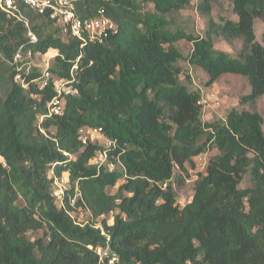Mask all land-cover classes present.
Here are the masks:
<instances>
[{"label":"trees","instance_id":"16d2710c","mask_svg":"<svg viewBox=\"0 0 264 264\" xmlns=\"http://www.w3.org/2000/svg\"><path fill=\"white\" fill-rule=\"evenodd\" d=\"M192 1L77 0L82 18L103 12L119 27L83 47L23 6L39 38L34 50L56 54L52 79L75 67L76 95L63 115L43 120V133L39 117L55 94L53 81L39 89L31 82L38 68L26 73L0 63V264L99 263L90 246H106V239L57 206L49 178L54 164L57 175L66 171L78 184L95 216L113 212V224L104 220V226L121 264H264V117L256 109L264 96V32L261 42L255 33V20L264 22V0H230L238 20L209 17L204 35L172 27L170 16ZM212 2L201 0L200 11L209 16ZM217 38L242 40V48L231 57L215 47ZM181 40L192 42L187 61L207 72V85L224 74L245 77L251 92L239 105L251 108L235 106L223 120L204 121L201 92L181 79ZM22 45L24 23L0 8V52L12 58ZM84 127L102 128L116 140L110 159L122 165L98 169L91 161L101 146L82 143ZM213 149L219 152L181 207L174 184L181 187L194 158ZM246 175L250 185L240 188ZM38 230L43 236L32 240L28 234Z\"/></svg>","mask_w":264,"mask_h":264},{"label":"built area","instance_id":"2783aa9c","mask_svg":"<svg viewBox=\"0 0 264 264\" xmlns=\"http://www.w3.org/2000/svg\"><path fill=\"white\" fill-rule=\"evenodd\" d=\"M76 3L77 0H0V8L9 17H15L24 23L27 37V45H22L12 58H8L0 52V63L5 62L13 65L19 71L26 69V73H30L33 68H38L40 73L31 82L37 83L39 89L48 87L51 83L50 81L54 83L55 94L47 103L46 114L39 117L38 126L43 133L45 131L40 126L43 120L46 117L63 115L66 111L68 98L71 95H76L73 87L76 80L75 67L71 69L68 77L52 79L53 74L50 68L56 54H50V51L43 53L34 50V46L38 43L39 38L31 26L29 17L23 12L22 8L23 6L29 7L35 12L48 17L59 26L63 35L78 39L82 47L89 43L102 42L118 34L119 27L114 20L107 17L103 12L95 18H82L78 12ZM35 60L41 61L42 64H36ZM16 79L24 88H28L29 84L23 80L21 73H17ZM206 103L207 101L202 99L199 101L204 110ZM79 139L84 145L93 142L101 146L91 161L98 169L105 167L107 170L112 171L120 166L121 162L119 158L110 159V153L118 147L117 141L105 137L102 128H81ZM65 154L68 153L65 152ZM70 157L72 158L73 156ZM55 166L56 164L52 165L49 178L53 183L57 206L62 208L76 225L81 227L91 226L99 230L100 234L105 237L106 246H90L98 256V264H121L119 254L109 246L111 237L104 226V220H107V223L110 225L113 224V212L110 215L102 214L95 216L82 198L78 184L75 186L72 184L69 173L66 171L61 176L57 175ZM197 178L198 176L195 179L185 177V180L188 183L193 181V184H195ZM166 186L167 183H164L163 188ZM178 204L184 207L188 203H186L185 199H179Z\"/></svg>","mask_w":264,"mask_h":264},{"label":"rangeland","instance_id":"374dc122","mask_svg":"<svg viewBox=\"0 0 264 264\" xmlns=\"http://www.w3.org/2000/svg\"><path fill=\"white\" fill-rule=\"evenodd\" d=\"M201 0H193L192 3L179 12L170 16L173 28H182L188 33L194 35H204L208 28V20L211 17L217 23H223L226 20H238V16L233 11V6L230 0H213L212 9L209 16L203 14L199 9ZM147 9L153 10V5L149 4ZM264 32V22L262 19L255 20V33L257 41H262V35ZM242 40H235L232 44H228L222 38L215 39V47L227 52L231 57H235L242 48ZM177 48L183 55V59L179 60V65L183 69L181 79L190 90H199L201 92L202 100L207 101L205 104V110L203 114L204 121H220L225 119L227 112L233 107L239 109H250L249 105H239V99L251 92V86L249 81L238 74H224L218 81L212 85H207L209 76L202 68L192 66L187 61V57L190 54L193 44L188 40H181L176 43ZM36 64H42L41 61L35 60ZM54 59L52 60V64ZM188 76V78H187ZM219 103V104H218ZM256 109L264 117V96H262L257 102ZM264 129V126H263ZM55 132V129H52ZM219 151L213 149L201 156L194 158L195 167L190 169V176L186 178L195 179L199 176V173L205 171L209 159L216 155ZM121 179L115 187H109L108 192L114 194L121 183ZM194 182H184L181 187L175 185V191L177 193V200L185 199L186 203H189L192 199L194 192ZM250 185V176L246 175L243 182L240 184V188H244ZM110 218V217H108ZM28 236L34 240L43 236V231H33Z\"/></svg>","mask_w":264,"mask_h":264},{"label":"clouds","instance_id":"9594fccd","mask_svg":"<svg viewBox=\"0 0 264 264\" xmlns=\"http://www.w3.org/2000/svg\"><path fill=\"white\" fill-rule=\"evenodd\" d=\"M201 101V100H200ZM202 106V105H201ZM203 107V106H202ZM203 113H204V108H203Z\"/></svg>","mask_w":264,"mask_h":264},{"label":"bare ground","instance_id":"6f19581e","mask_svg":"<svg viewBox=\"0 0 264 264\" xmlns=\"http://www.w3.org/2000/svg\"><path fill=\"white\" fill-rule=\"evenodd\" d=\"M50 54H53L52 52H50Z\"/></svg>","mask_w":264,"mask_h":264}]
</instances>
